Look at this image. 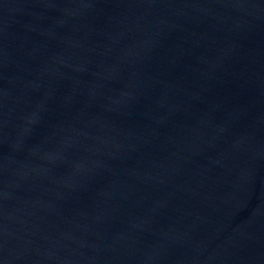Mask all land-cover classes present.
Wrapping results in <instances>:
<instances>
[{
  "label": "water",
  "instance_id": "95a60500",
  "mask_svg": "<svg viewBox=\"0 0 264 264\" xmlns=\"http://www.w3.org/2000/svg\"><path fill=\"white\" fill-rule=\"evenodd\" d=\"M0 264H264V0H0Z\"/></svg>",
  "mask_w": 264,
  "mask_h": 264
}]
</instances>
